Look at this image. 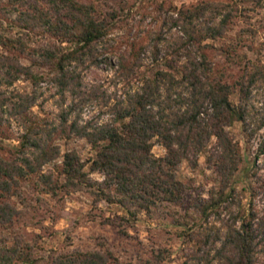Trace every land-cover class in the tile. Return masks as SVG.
Returning a JSON list of instances; mask_svg holds the SVG:
<instances>
[{"label":"trees","instance_id":"16d2710c","mask_svg":"<svg viewBox=\"0 0 264 264\" xmlns=\"http://www.w3.org/2000/svg\"><path fill=\"white\" fill-rule=\"evenodd\" d=\"M5 9L18 11L25 26L41 27L66 43L34 49L39 61L32 62L50 65L52 83L60 95L67 92L71 100L60 106L47 125L31 112L41 76L15 58L0 57V123L13 119L21 129L18 147L7 157L2 155L7 147L0 144V198L11 195L19 181L36 177L47 190H83L93 201L121 208L122 220H135L139 212L149 213L161 203L180 199L184 186L175 177L176 165L186 160L195 167L197 155L207 151L205 161L216 176L217 188L199 208L205 217L210 212L218 216L219 205L228 198L224 190L239 164L226 127L238 121L248 135L264 127V118H256L250 111L251 91L256 81L264 79L262 72L255 68L233 87L214 75L203 51L208 45L204 41L217 39L226 31L233 15L230 4L204 1L161 10L153 18L158 20V28L151 31L147 42L138 44L131 60L118 57L115 75L126 89L111 102L109 95L97 96L94 89L84 90L81 84L82 69L102 61L95 45L110 26L97 16L92 3L14 0ZM5 41L12 40L0 34V44ZM15 42L18 49H24L21 40ZM145 53L150 74H137ZM20 76L30 80L33 88L29 93L11 87ZM130 78L136 83L133 87ZM233 89L239 94L236 103L229 98ZM91 103L107 107L108 118L82 119V109ZM57 135L82 138L93 153L81 160L73 150L64 152L58 177L53 179L41 168L59 156V147L53 143ZM154 143L163 147V155L151 152ZM260 146L264 152V142ZM91 172L99 173L101 179H91ZM241 211H228L222 226H206L198 233L194 259L205 264H255L254 257L264 243V214L244 216ZM15 214L13 206L0 201V224L10 222ZM108 259L99 251L76 250L54 255L50 264H107ZM17 262L35 264L36 258L27 248L0 246V264Z\"/></svg>","mask_w":264,"mask_h":264},{"label":"rangeland","instance_id":"374dc122","mask_svg":"<svg viewBox=\"0 0 264 264\" xmlns=\"http://www.w3.org/2000/svg\"><path fill=\"white\" fill-rule=\"evenodd\" d=\"M77 1L92 3L97 16L110 22L106 35L95 45L97 56L102 61L81 71L84 90L94 89L97 96L105 93L111 98L110 102L125 88L115 75L118 57L123 55L131 60L138 44L147 42L151 31L158 28V20L153 18L159 17L161 10L170 5L179 7L204 1L230 4L233 15L224 34L204 41L208 45L203 51L212 63L213 73L233 87L241 76L255 68L264 77V0ZM12 2L14 4V0H0V34L12 40L0 44V57L15 58L23 65H30L33 72L41 76L35 86L37 99L31 112L50 125L60 106L67 104L71 97L67 92L63 95L58 93L50 79V65L32 62L39 61L33 50L64 46L66 43L59 42L41 27L25 26L18 11L5 9ZM40 3L44 5L42 1ZM16 5L19 6L18 3ZM17 39L24 43L23 50L18 49ZM147 55H142L143 65L137 69V74H150ZM129 80L131 87L136 85L133 79ZM11 87L28 93L33 88L30 80L23 76L16 79ZM251 96L250 111L256 118H264V79L256 81ZM229 98L234 103L238 101L236 89ZM106 108L97 103L87 104L81 117L104 121L109 116ZM226 130L235 143L239 164L224 190L228 198L219 205L218 216L210 212L205 217L199 208L217 188L216 176L205 161L208 152L203 151L197 155L195 167H191L186 160H181L175 167V177L184 186L180 199L174 203H161L149 213L139 212L135 220H122L124 212L121 208L104 201H93L83 190L52 192L36 177L21 180L11 195L0 198L16 210L10 222L0 224V246L27 248L36 258L35 264H50L54 255L76 250L99 251L108 256L107 264H205L203 260L194 259V252L198 248L195 238L206 226H222L229 216L228 211L242 210L244 216L249 212L255 216L264 214V152L260 146L261 141L264 142V127L248 135L241 123L234 121ZM20 133L15 120L0 123V144L7 147L3 156L7 157L11 154L10 150L12 152L18 147ZM53 143L59 147V156L41 168L42 172L52 174L53 179L58 177V164L64 152L73 150L81 160H86L93 153L82 138L66 139L57 135ZM151 152L161 156L164 149L154 143ZM84 170H87V165ZM89 177L101 179L97 172H91ZM238 223L236 221L235 225ZM189 233L191 236L187 235ZM259 248L254 262L264 264V243Z\"/></svg>","mask_w":264,"mask_h":264}]
</instances>
